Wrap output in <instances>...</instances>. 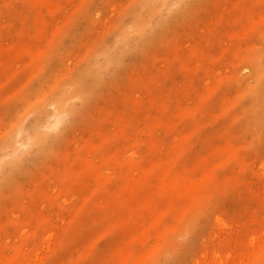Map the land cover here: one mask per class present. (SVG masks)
Masks as SVG:
<instances>
[{
  "label": "bare ground",
  "instance_id": "1",
  "mask_svg": "<svg viewBox=\"0 0 264 264\" xmlns=\"http://www.w3.org/2000/svg\"><path fill=\"white\" fill-rule=\"evenodd\" d=\"M218 1L131 0L111 38L104 39L81 65L68 69L65 46L57 43L53 56L25 89L0 93L2 196L55 157L68 134L78 124L90 122L91 111L110 84L163 42L174 26L197 18L206 4H212L217 14L206 16L207 21L214 18L206 42L218 49L220 57L211 58L209 50L197 46L184 52L173 45L175 75L162 70L155 79L132 80L131 86L140 91H159L140 133L144 138H132L127 148L117 146L130 138L135 120L144 116L139 93L124 95L117 100L120 110L111 114L118 133L102 134L95 125L99 141L88 138L71 156H65L58 169V194L52 195L48 188L33 191L27 203L17 206L21 218L0 219V264H93L97 244L113 240L112 257L100 264H226L231 256L238 264H264V239L247 254L237 249L239 233L233 231L235 222L227 204L229 200L261 201L241 177L248 167L236 147L210 142L211 136H226L227 121L233 116L241 131L252 138L247 149L264 148V0H235L234 15L222 13ZM56 5L53 0L5 2L0 9V44L14 33L24 41L21 47L2 49L33 54L25 40L44 36ZM226 57L238 58L248 73L233 77L220 73L217 64H230ZM13 71L9 84L14 83L17 72ZM185 80L187 94L180 88ZM196 84L203 86L200 89ZM229 89L238 90L234 99L228 97ZM190 94L198 104L184 107ZM214 107L218 113H208ZM130 112L133 116L128 118ZM183 121L192 126L190 153L196 157L207 150L217 158L211 168L203 155L192 170L182 168L187 149L176 133ZM167 149L166 157H158ZM236 169V175L219 176ZM90 181L95 184L91 196L84 198L68 226L58 230L38 211L37 206L45 202L54 210L63 209L70 186L82 192ZM97 195H103L104 201L97 202ZM126 231L130 236H125ZM46 239V254L39 258L37 252Z\"/></svg>",
  "mask_w": 264,
  "mask_h": 264
},
{
  "label": "rangeland",
  "instance_id": "2",
  "mask_svg": "<svg viewBox=\"0 0 264 264\" xmlns=\"http://www.w3.org/2000/svg\"><path fill=\"white\" fill-rule=\"evenodd\" d=\"M9 0H0V9L2 5ZM56 3L53 17L50 19L46 32L42 38L34 37L30 41L33 54L26 51L19 53H9L2 48L8 49L11 46L20 45L24 39L11 34L4 38L0 44V65H5L0 70V93L5 94L9 89L23 90L26 84L37 75L41 66L53 56V48L57 43H63L65 46L64 56L68 69H73L81 65L88 57V54L98 47L104 40L111 38V33L118 23L120 15L128 7L131 0H53ZM235 0H219L218 8L222 13L233 14L232 5ZM65 2L64 4H62ZM61 5L62 8L59 6ZM60 8V9H59ZM212 4H206L197 14V18L188 19L185 22L177 24L171 29L169 36L163 42L151 48L146 55L137 60L131 65L123 76L118 78L116 82L110 84L98 101V105L91 111L90 122H83L68 134L66 142L58 146V154L32 172L30 176L22 179L17 188L6 190L0 196V219L6 220L14 217H20L17 206L28 202V194L39 190L48 188L52 195H56L61 188V183L58 180V169L64 164L65 156H71L77 148L82 146L88 138L99 141L94 135L93 128L98 126L102 134L115 135L118 133V125L115 124L111 114L120 110L119 98L124 95H140L143 101L144 116L135 120L134 127L130 128V138L128 140H121L118 142V148H127L132 138L141 136V130L145 126L146 118L150 114L151 101L158 95L159 91L148 94L131 86L132 80H139L141 77H157V74L162 70H170L172 75H175L173 57L170 54L172 46H177L184 52H187L191 47L197 46L204 50L210 51L211 58L218 59L220 54L215 46L207 45L206 37L210 24L217 16L213 12ZM87 14H89L87 16ZM210 15L214 18L207 21L206 16ZM1 22V20H0ZM210 22V23H209ZM5 24L8 21H4ZM62 33L63 36L56 37V34ZM51 53V54H50ZM50 54V56H49ZM230 64H217L216 69H221L220 73L223 75L233 77L238 72L244 74L248 73L243 66V63L236 57H226ZM236 62L235 64L233 62ZM204 62V61H203ZM205 64V62H204ZM233 64V65H231ZM31 65L35 69L30 68ZM225 65V66H223ZM237 67V69L234 68ZM208 67L213 68L212 65ZM16 70L14 83L9 84L8 78H12ZM13 71V72H12ZM177 75V73H176ZM179 78H182L180 75ZM208 83V82H207ZM187 82L180 83L182 91H186ZM203 85L196 84L197 88H202ZM167 89L163 92L166 96ZM237 89H229L227 95L234 99L237 95ZM139 93V94H138ZM138 94V95H137ZM185 94H187L185 92ZM189 95V94H188ZM198 99L193 94H190L189 99L184 102V107H193ZM218 113V108H211L208 113ZM133 113H128V118H131ZM88 123V124H87ZM94 125V126H93ZM93 126V127H91ZM192 126L188 122H181L178 126L176 138L187 149L182 168L192 170L197 164L199 156H205L208 159L211 168L213 164L217 163V158L210 156L207 150H202L201 154L196 153V157L190 153L193 136L191 133ZM228 130L230 131L225 137L211 136L210 142L216 145L230 144L237 148V153L242 162L247 165L248 170L241 176L250 185L253 191L260 195L261 201L254 202L250 200L243 201H228L229 208L232 211L234 219V233H239V245L237 249L243 254H247L253 248L259 246L264 239V148L258 150L247 149V144L252 141L250 135L241 131L240 124L236 125L233 116L229 117L227 121ZM158 135L161 132L158 130ZM214 135V134H212ZM144 138V136H141ZM175 142V141H174ZM169 150H164L158 157H166ZM122 153L125 150L122 149ZM238 174V170H230L227 172H220V177H231ZM95 187L93 181L88 182L82 192L78 191L77 186H70L69 194L64 203L63 209L54 210L50 207L48 202L38 205L37 209L43 216H48L54 227L61 230L72 222L77 208L83 203L85 197L91 196L92 190ZM241 198V196L239 197ZM97 202H103V195L95 196ZM39 204V200H37ZM162 206L163 203H159ZM86 208V207H85ZM84 208V209H85ZM249 209V212L245 210ZM90 209V207L88 208ZM255 216V217H254ZM21 218V217H20ZM150 219V218H149ZM79 220V219H78ZM242 231V232H241ZM241 232V233H240ZM130 236V232H125V236ZM252 240H254L252 243ZM51 242H54L52 238ZM48 247V239L44 240L40 246L37 256L42 258L46 254ZM115 249V241H103L97 244L93 264H100L105 259L109 260ZM236 257L231 256L226 264H238ZM65 261V260H64Z\"/></svg>",
  "mask_w": 264,
  "mask_h": 264
}]
</instances>
